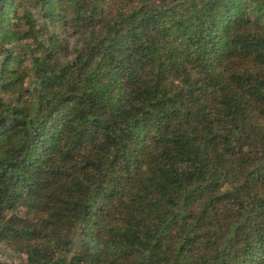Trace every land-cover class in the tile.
<instances>
[{
  "label": "trees",
  "instance_id": "1",
  "mask_svg": "<svg viewBox=\"0 0 264 264\" xmlns=\"http://www.w3.org/2000/svg\"><path fill=\"white\" fill-rule=\"evenodd\" d=\"M0 264H264V0H0Z\"/></svg>",
  "mask_w": 264,
  "mask_h": 264
}]
</instances>
